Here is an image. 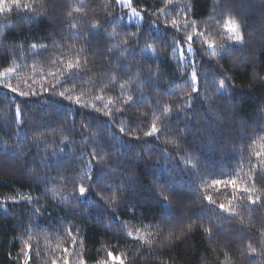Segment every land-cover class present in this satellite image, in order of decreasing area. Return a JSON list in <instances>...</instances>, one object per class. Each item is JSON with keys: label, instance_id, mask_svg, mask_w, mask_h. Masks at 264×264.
<instances>
[{"label": "trees", "instance_id": "trees-1", "mask_svg": "<svg viewBox=\"0 0 264 264\" xmlns=\"http://www.w3.org/2000/svg\"><path fill=\"white\" fill-rule=\"evenodd\" d=\"M131 2L0 0V264H264V0Z\"/></svg>", "mask_w": 264, "mask_h": 264}, {"label": "rangeland", "instance_id": "rangeland-1", "mask_svg": "<svg viewBox=\"0 0 264 264\" xmlns=\"http://www.w3.org/2000/svg\"><path fill=\"white\" fill-rule=\"evenodd\" d=\"M117 2L119 5L125 6L127 9L124 17L125 21L132 23H140L142 21L141 13L137 12L135 8H133L131 0H117ZM10 4L11 3L9 2V5ZM225 26L230 31L228 33L231 34L236 40H238L239 39L238 34L240 30L237 21L233 18H227L225 21ZM186 50L188 52L186 53V55L188 57L190 56L189 58L190 60L193 54V50L190 47H187Z\"/></svg>", "mask_w": 264, "mask_h": 264}]
</instances>
